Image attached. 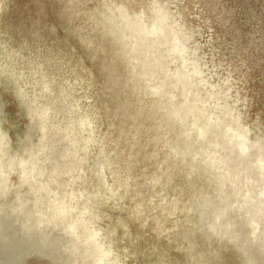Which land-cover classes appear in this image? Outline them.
I'll return each instance as SVG.
<instances>
[{
	"label": "bare ground",
	"instance_id": "1",
	"mask_svg": "<svg viewBox=\"0 0 264 264\" xmlns=\"http://www.w3.org/2000/svg\"><path fill=\"white\" fill-rule=\"evenodd\" d=\"M173 1L150 0L151 13L145 16L129 9L127 0H39V8L57 21L36 37L51 44L38 53L32 67L34 72L44 68L35 73L40 95L48 97L39 113L46 121L44 146L57 150L56 135L68 125L63 129L52 126L54 113L66 115L75 107L80 135L72 151L78 146L92 170L108 165L128 179V197L122 208L107 207L109 231L121 230L124 239L137 245L135 237L142 242L144 232L150 238L153 228L152 236L156 243L159 237L164 250L168 244L163 232L172 226L168 218L172 193L153 183L158 162L151 159L153 154L161 148L177 155L198 152L209 174L226 190L231 189L232 200L239 202L252 153L260 152L250 143L258 142L260 148L262 140L240 110L225 99L229 77L218 87L205 78L199 56L189 61L192 30L183 8ZM4 8L0 0V20ZM59 27L65 30L62 36H57ZM1 36L0 30V54L8 57L10 47ZM96 83L99 89L91 94ZM54 88L62 97L52 94ZM68 99L71 104L67 105ZM2 237L1 249L9 250ZM112 239L118 246L119 238ZM98 246L103 258L113 254L111 248ZM132 251L137 256L138 251ZM229 255L232 262L226 263ZM260 255L251 238L234 232L233 243L225 242L220 259L221 264H244L245 259L256 264Z\"/></svg>",
	"mask_w": 264,
	"mask_h": 264
},
{
	"label": "clouds",
	"instance_id": "2",
	"mask_svg": "<svg viewBox=\"0 0 264 264\" xmlns=\"http://www.w3.org/2000/svg\"><path fill=\"white\" fill-rule=\"evenodd\" d=\"M152 6L150 0H127L129 9L145 16L150 15ZM97 12L103 17L100 8ZM3 64L0 95L11 92L19 107L10 104L6 110L0 109V137L4 138L0 147V216L12 219L27 232L59 234L77 253L73 264H128L129 249L118 247L112 239L115 230L103 226L107 218L103 209L109 205L121 209L128 197L127 177L104 165L99 170L90 169L86 177L73 169L61 179L45 157L46 121L39 116L41 99L35 76L18 70L15 63L5 60ZM22 111L28 113L27 124ZM67 119L66 135L75 142L80 135L75 124L78 117L70 113ZM151 159L158 161L154 185L172 193L168 213L172 226L163 232L167 250L153 246L148 264H221L223 245L233 243L234 232L251 238L262 254L257 264H264V150L252 153L239 202L232 200L231 189L226 190L209 174L196 151L177 155L161 148ZM165 202H169L167 198ZM84 213V219L101 231L111 256L103 258L88 242L81 222ZM241 252L247 257L246 250ZM244 264L251 262L245 259Z\"/></svg>",
	"mask_w": 264,
	"mask_h": 264
},
{
	"label": "rangeland",
	"instance_id": "3",
	"mask_svg": "<svg viewBox=\"0 0 264 264\" xmlns=\"http://www.w3.org/2000/svg\"><path fill=\"white\" fill-rule=\"evenodd\" d=\"M38 1L3 0L5 12H2V20H0L1 40L8 48L10 47L6 50L9 56L0 54V60L15 63L19 70L34 76L43 68L39 67V70L34 72L32 67H35L33 66L35 57L39 52L47 50V46L51 44L41 42L36 37L57 21L51 13L39 8ZM173 2L175 6L183 8L184 19L192 30L193 36L190 35L189 41L192 52L190 51L188 55L189 61L199 56L205 78L218 87H222L224 79L229 77L231 85L225 94V99L235 109L240 110L242 117L251 124V128L258 136L264 138V0H174ZM56 31L57 36L65 33L63 27H59ZM98 89L99 84L96 83L90 93L94 94ZM52 94L59 96L58 88H54ZM40 96L41 106L45 105L48 97L43 93ZM10 104L19 107V101L11 92L0 95V109L6 110ZM66 104H71L69 99ZM74 108L66 115L64 112L54 113L55 115L51 117L53 120L51 125L57 124L62 129L65 128L68 123L67 116L76 112ZM21 115L24 123L27 124L28 113L22 111ZM102 128L106 129V126L103 125ZM56 139L57 150L51 151L50 147L45 146L48 163L54 165L61 179H66L63 174L73 169L79 170L86 177L91 169L90 163L85 160L84 153L78 146L76 151H72L71 146L74 143L67 137L66 130L65 132L59 130ZM3 141L4 138L0 140V147L3 146ZM259 145L260 148L258 142L250 143L251 148L254 150L257 148L261 152L264 150V139ZM55 158L57 161L53 162ZM36 171L33 166V172ZM27 175L28 173H25V176ZM103 211L109 213L107 208ZM85 215L86 213L82 214L81 222L85 225L88 242L96 246L98 244V247L102 245L105 247L101 231L85 220ZM110 224L107 218L103 220V226L108 229ZM127 226L129 231L131 229L129 222ZM0 229H4L0 233V236L3 235L4 246L9 247V250L5 251L0 246V264H73L78 258L77 253L67 247L66 241L59 234L40 235L27 232L17 226L12 219L4 216H0ZM72 231L75 233L76 228L73 227ZM153 232L155 230L152 228L150 238L144 232L145 238L142 242L140 238L133 236L138 239V244L133 245L131 239L122 237L121 230L117 231L115 236L119 238L118 247L129 249L128 264H148L152 247L158 246L163 249L159 237L157 243L153 238ZM134 233L137 235L136 231ZM121 240L122 244L119 243ZM134 249L138 251L137 256L133 254ZM261 258V255L258 256L257 262ZM231 262L229 255L226 257V263Z\"/></svg>",
	"mask_w": 264,
	"mask_h": 264
}]
</instances>
